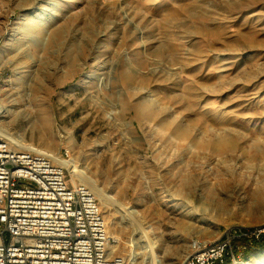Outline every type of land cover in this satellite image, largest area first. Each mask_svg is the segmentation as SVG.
Segmentation results:
<instances>
[{
	"label": "rangeland",
	"instance_id": "obj_1",
	"mask_svg": "<svg viewBox=\"0 0 264 264\" xmlns=\"http://www.w3.org/2000/svg\"><path fill=\"white\" fill-rule=\"evenodd\" d=\"M221 1L0 0L3 134L75 167L61 164L96 196L115 254L138 236L134 209L159 243L136 264H181L194 238L264 225V2ZM249 20L258 41L236 45Z\"/></svg>",
	"mask_w": 264,
	"mask_h": 264
},
{
	"label": "built area",
	"instance_id": "obj_2",
	"mask_svg": "<svg viewBox=\"0 0 264 264\" xmlns=\"http://www.w3.org/2000/svg\"><path fill=\"white\" fill-rule=\"evenodd\" d=\"M64 170L0 133V264H136L111 251L117 239L96 196ZM263 243L264 225L233 227L219 239H192L181 264H248Z\"/></svg>",
	"mask_w": 264,
	"mask_h": 264
},
{
	"label": "bare ground",
	"instance_id": "obj_3",
	"mask_svg": "<svg viewBox=\"0 0 264 264\" xmlns=\"http://www.w3.org/2000/svg\"><path fill=\"white\" fill-rule=\"evenodd\" d=\"M226 2V4L224 5L225 8L227 9H230V10H235V9H241V7H254V6H257L258 4L260 3H263L264 0H223ZM221 1V3L223 2ZM53 9L55 10L56 7L58 6V4L56 2H53ZM199 10L198 12H196L197 10ZM182 10V9H181ZM184 10L189 14V15H192L193 17H195L196 19L198 20H201L204 18L205 16V5L204 4H200V3H190L189 7H185ZM183 11V10H182ZM175 13V11H174ZM168 14V13H167ZM170 15V13H169ZM39 16V15H38ZM191 18V17H190ZM250 22V23H249ZM253 22L252 21H248V27L246 29H241L239 27H237L236 29V39L234 38L235 40V43L236 45H240L244 39H248V43H253V42H256L258 41V31L254 28V24H252ZM236 25V23H235ZM167 35V34H166ZM169 35V34H168ZM167 38V37H166ZM169 38V37H168ZM167 38V39H168ZM173 40V39H172ZM165 41V39L163 40ZM170 40H168L169 42ZM167 42V41H166ZM168 44V43H166ZM249 44V45H250ZM170 50L172 51V47H170ZM176 130V129H175ZM177 132V131H176ZM188 132H189V129L188 128H183L181 131H180V134L181 135H188ZM0 133L6 138L8 139L11 143H13L9 138H7L3 133H5V130L2 128V126L0 125ZM175 136V135H174ZM43 140L46 139V135H41V137ZM225 143V141H224ZM226 144V143H225ZM20 148L22 149H28L30 150L29 148H24V147H21L19 146ZM32 151V150H31ZM43 154V153H42ZM61 164L65 165L66 167L68 168H74L72 170L74 174H78L79 172L75 169L74 166H72L69 161H63V160H60L59 161ZM62 165V166H63ZM129 209V208H128ZM135 214H136V211L134 209H129L126 211V213L124 215L125 216V219L127 220V222L129 221L131 223V225L135 226V230L137 231V238H135V236L132 238V241L128 243L129 245V248H128V251L129 252V256H131L132 260H134L135 263H137L139 257H138V254L136 252V249H138L140 247V245L143 247V249L146 250V254L148 257H158V254H156V248L158 246V240L156 239H150L149 241L147 242H144V238L146 234L149 235V232H150V228L148 229L147 227L149 226H143L142 224H140L136 218H135ZM151 233V232H150ZM152 235V234H150ZM147 238V237H146ZM145 238V240H146ZM141 240V242H140ZM139 245V246H138ZM116 245L114 244L113 247H115ZM144 250V251H145ZM179 251V250H178ZM153 259V258H152ZM154 261H156L154 259ZM153 262V261H152ZM150 261L147 262V264H155V263H152ZM146 264V263H145ZM156 264H159V260L156 261Z\"/></svg>",
	"mask_w": 264,
	"mask_h": 264
},
{
	"label": "trees",
	"instance_id": "obj_4",
	"mask_svg": "<svg viewBox=\"0 0 264 264\" xmlns=\"http://www.w3.org/2000/svg\"><path fill=\"white\" fill-rule=\"evenodd\" d=\"M259 249H264V243L259 247Z\"/></svg>",
	"mask_w": 264,
	"mask_h": 264
}]
</instances>
